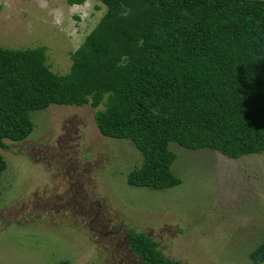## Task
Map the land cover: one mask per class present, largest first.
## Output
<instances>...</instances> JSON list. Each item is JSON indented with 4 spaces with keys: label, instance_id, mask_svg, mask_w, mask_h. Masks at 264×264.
Segmentation results:
<instances>
[{
    "label": "rangeland",
    "instance_id": "rangeland-1",
    "mask_svg": "<svg viewBox=\"0 0 264 264\" xmlns=\"http://www.w3.org/2000/svg\"><path fill=\"white\" fill-rule=\"evenodd\" d=\"M106 11L98 0H0V46H44L50 69L65 75ZM96 111L52 104L30 113L26 140H5L0 264H142L131 230L183 264H252L264 240V154L230 159L171 142L181 184L131 187L142 154L130 140L102 135Z\"/></svg>",
    "mask_w": 264,
    "mask_h": 264
},
{
    "label": "trees",
    "instance_id": "trees-1",
    "mask_svg": "<svg viewBox=\"0 0 264 264\" xmlns=\"http://www.w3.org/2000/svg\"><path fill=\"white\" fill-rule=\"evenodd\" d=\"M98 1L107 11L71 54L68 74L50 69L44 46H0V150L32 134V111L90 104L102 135L130 140L142 154L131 187L181 184L171 142L230 159L264 154V1ZM121 5L131 10L126 18ZM6 169L0 153V177ZM128 235L142 264H183L154 238ZM250 258L264 264V240Z\"/></svg>",
    "mask_w": 264,
    "mask_h": 264
},
{
    "label": "clouds",
    "instance_id": "clouds-1",
    "mask_svg": "<svg viewBox=\"0 0 264 264\" xmlns=\"http://www.w3.org/2000/svg\"><path fill=\"white\" fill-rule=\"evenodd\" d=\"M121 8H122L121 16H122L123 18H126V17L130 14L131 10L128 9V8H126V7L123 6V5H121Z\"/></svg>",
    "mask_w": 264,
    "mask_h": 264
},
{
    "label": "water",
    "instance_id": "water-1",
    "mask_svg": "<svg viewBox=\"0 0 264 264\" xmlns=\"http://www.w3.org/2000/svg\"><path fill=\"white\" fill-rule=\"evenodd\" d=\"M253 1H264V0H253Z\"/></svg>",
    "mask_w": 264,
    "mask_h": 264
}]
</instances>
